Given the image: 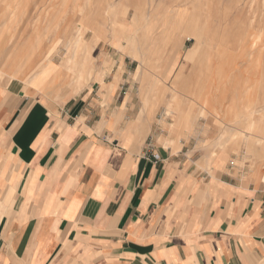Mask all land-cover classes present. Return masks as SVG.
<instances>
[{"label":"crops","instance_id":"crops-1","mask_svg":"<svg viewBox=\"0 0 264 264\" xmlns=\"http://www.w3.org/2000/svg\"><path fill=\"white\" fill-rule=\"evenodd\" d=\"M38 3L0 0V264H264V33L182 51L148 106L118 57L57 95L6 65Z\"/></svg>","mask_w":264,"mask_h":264},{"label":"rangeland","instance_id":"rangeland-1","mask_svg":"<svg viewBox=\"0 0 264 264\" xmlns=\"http://www.w3.org/2000/svg\"><path fill=\"white\" fill-rule=\"evenodd\" d=\"M52 1L16 5V9L8 4L10 20L17 23L22 16L21 27L32 28L35 35L2 37L7 39L2 43L10 40L14 46L5 54L11 78L27 80L40 91L55 90L57 95L66 87L72 93L88 87L99 59L118 57L133 71L131 77L141 96L148 94V106L156 90L162 96L175 95L169 78L173 70L166 66L182 51H188L186 59L205 55L206 44L224 38L213 34L226 28L235 33H245V29L264 33V0ZM3 9L5 5L0 4V11ZM72 57L75 69L61 70ZM163 77L168 83L159 90L156 81Z\"/></svg>","mask_w":264,"mask_h":264},{"label":"bare ground","instance_id":"bare-ground-1","mask_svg":"<svg viewBox=\"0 0 264 264\" xmlns=\"http://www.w3.org/2000/svg\"><path fill=\"white\" fill-rule=\"evenodd\" d=\"M69 69V70H73L75 69V60H74V57H72L71 61L68 62L67 65L65 66H61V70H63L65 72L66 69Z\"/></svg>","mask_w":264,"mask_h":264}]
</instances>
